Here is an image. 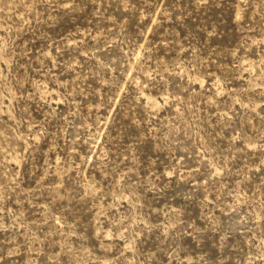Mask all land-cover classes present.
I'll return each mask as SVG.
<instances>
[{"label":"rangeland","instance_id":"1","mask_svg":"<svg viewBox=\"0 0 264 264\" xmlns=\"http://www.w3.org/2000/svg\"><path fill=\"white\" fill-rule=\"evenodd\" d=\"M0 264H264V0H0Z\"/></svg>","mask_w":264,"mask_h":264}]
</instances>
